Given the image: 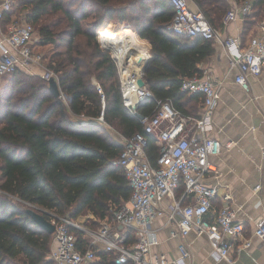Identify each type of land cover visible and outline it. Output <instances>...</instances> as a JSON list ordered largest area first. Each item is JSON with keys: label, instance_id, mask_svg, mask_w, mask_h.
<instances>
[{"label": "trees", "instance_id": "trees-1", "mask_svg": "<svg viewBox=\"0 0 264 264\" xmlns=\"http://www.w3.org/2000/svg\"><path fill=\"white\" fill-rule=\"evenodd\" d=\"M191 1L214 28L230 8L228 0ZM252 10L251 16L264 11V0H253ZM21 11L38 29L33 49L41 53L39 46L52 45L46 66L57 74L67 100L54 96L43 76L22 69L6 74L0 89V264H52L48 255L53 234L27 213L31 205L72 218L92 213L104 219L111 217L112 205L130 196L123 169L113 164L122 144L96 120L102 96L105 124L124 136L143 133L153 164L158 155L155 138L123 105L116 63L100 48L96 31L116 20L131 28L119 31H130L150 44L144 80L151 96L136 106L143 115L152 112L158 99H169L185 114L198 113L202 95L181 91L180 85L201 74L198 64L210 54L212 40L168 31L174 11L167 0H18L5 13L3 24ZM89 16L87 30L83 22ZM60 24L62 28L55 30ZM248 28L246 23L243 34ZM118 30L98 32L104 48L111 51ZM79 116L95 120L74 121ZM178 187L183 189L182 184Z\"/></svg>", "mask_w": 264, "mask_h": 264}, {"label": "built area", "instance_id": "built-area-1", "mask_svg": "<svg viewBox=\"0 0 264 264\" xmlns=\"http://www.w3.org/2000/svg\"><path fill=\"white\" fill-rule=\"evenodd\" d=\"M17 1L0 0V76L17 69L26 71L33 64L45 67L42 54L33 49L38 36L34 35L35 28L26 19V12H16L3 24L5 13L12 11ZM167 1L174 11L166 24L167 30L192 38L219 40L227 52L230 67L237 68L234 82L248 91L247 75L257 76L264 70V27L246 43L240 36H222L221 31L251 12V0L229 8L218 28H214L199 9L190 8L191 0ZM114 61L119 72L122 103L134 115L131 106L150 97L151 92L146 85L139 87L136 78L131 80L118 61ZM45 74L52 76L58 84L57 74L47 66ZM222 83L206 70L185 78L180 90L202 95L196 115L181 112L169 99H158L152 112L139 119L144 132L155 138L158 147L156 164L148 158L143 133L132 136L118 133L122 149L113 164L123 169L131 192L123 204L110 207V218L98 219L92 213L83 219L81 216L72 218L31 205L49 215L48 220L54 225L53 244L48 255L52 264H187L191 251L186 238L192 230L198 236H206L216 258L233 263L232 243L228 237L242 236L244 226L236 219V208L229 204V195L224 194L225 202L216 208L214 200L219 196L218 186L203 181L208 174H218V168L210 158L221 152L222 144L209 131ZM96 87L101 93L100 86L96 84ZM58 96L66 102L60 88ZM103 107L102 96V110L96 120L105 124ZM180 184L183 189L177 199L175 190ZM260 187L257 184L255 190ZM165 199L170 201L167 208L163 204ZM164 214L167 222L176 220L177 230L171 231V235L181 240L176 257L153 250L158 236L152 225ZM92 225L96 227L92 228ZM253 234L264 243V219L255 223ZM248 245L249 241H244L243 246ZM102 253L106 258H102Z\"/></svg>", "mask_w": 264, "mask_h": 264}, {"label": "crops", "instance_id": "crops-1", "mask_svg": "<svg viewBox=\"0 0 264 264\" xmlns=\"http://www.w3.org/2000/svg\"><path fill=\"white\" fill-rule=\"evenodd\" d=\"M228 1L230 8L238 5L234 0ZM189 6L191 9H197L192 1ZM253 12L251 9L248 17L247 15L240 16L227 28L222 29V36H240L246 43L249 38L258 34L264 27V11H258L251 16ZM246 23L249 28L246 34H243ZM2 27H4L3 24ZM103 28L101 27L98 31ZM98 35L97 33V39H99ZM146 42L143 40L144 51L147 55L150 44L147 42L146 49ZM98 43L101 46V43ZM211 45L210 54L198 64V67L201 72L205 70L208 73L211 72L223 81L212 114L213 126L209 131L212 137L220 141L222 149L218 155L210 158L216 164L218 174H208L203 181L207 185L218 186L219 196L214 200L216 208L225 202L223 195H229L228 202L236 208V219L243 224L244 231L242 236L235 239L228 237L232 243L233 263L216 258L212 254L206 236H198L194 230L190 231L186 242L189 243L191 259L186 263L264 264V243L253 234L255 223L264 219V70L257 76L247 75L249 90L245 91L234 82L237 68L230 67L227 52L222 43L219 40H212ZM113 55L115 56L114 52ZM43 65L45 67L30 65L26 68V72L30 75L44 76L46 65L45 63ZM95 83L97 84V82ZM201 102L199 101L197 104L196 112H199ZM79 120L83 122L94 119L79 116ZM117 139L120 141L118 134ZM257 184H260L261 187L255 190ZM181 189V187H177L175 190L177 199L182 194ZM169 203L170 201L167 199L163 202L166 208ZM152 226L157 230L158 236V243L153 247V250L162 252L168 257L178 256L177 245L181 240L178 236L171 235L172 230H177L176 220L167 222V217L164 214L157 218ZM246 240L249 241V245L244 247L243 243Z\"/></svg>", "mask_w": 264, "mask_h": 264}, {"label": "bare ground", "instance_id": "bare-ground-1", "mask_svg": "<svg viewBox=\"0 0 264 264\" xmlns=\"http://www.w3.org/2000/svg\"><path fill=\"white\" fill-rule=\"evenodd\" d=\"M118 46L114 49L115 58L118 61L119 67L124 70L125 75H130L131 80H134L140 73L145 62L138 63L139 58L145 56L144 43L138 36L130 31L121 30L117 33Z\"/></svg>", "mask_w": 264, "mask_h": 264}, {"label": "water", "instance_id": "water-1", "mask_svg": "<svg viewBox=\"0 0 264 264\" xmlns=\"http://www.w3.org/2000/svg\"><path fill=\"white\" fill-rule=\"evenodd\" d=\"M98 42L99 39H97ZM111 55V54H110ZM111 57L113 58V56L111 55ZM115 60V58H113ZM145 59V62L143 63L142 69H141V73L136 77V83L139 87H143L145 85V80H144V73L149 65V62L151 60V57L149 55V53L145 56H142L139 58V62H142V60ZM44 77H47V81H48V87L50 92L54 95V96H58L59 95V88H58V84L57 81L52 77V76H47V74L44 75ZM141 102V101H140ZM139 102V103H140ZM138 103V104H139ZM137 104V105H138ZM137 105H132V109L134 110V115L138 118V119H142L144 117L143 114L139 113L136 110V106ZM27 213L34 219V221H36L38 223V225L44 229L45 231H47L48 233H52L54 231V225L52 222H50L43 214V212L41 211H37L34 210L32 208H28L27 209Z\"/></svg>", "mask_w": 264, "mask_h": 264}, {"label": "rangeland", "instance_id": "rangeland-1", "mask_svg": "<svg viewBox=\"0 0 264 264\" xmlns=\"http://www.w3.org/2000/svg\"><path fill=\"white\" fill-rule=\"evenodd\" d=\"M22 12V11H21ZM53 18H55V16L53 17ZM91 16H89L87 19H85L84 20V22H83V26L87 29V30H90V22H91ZM125 24L126 23H120V22H118V21H116V20H111L110 22H108V24H106V26H104V28H107L108 30H110L111 32H114V31H116V30H118V29H121L122 27H126V28H129V26H125ZM62 24H60L59 26H57L56 27V29L55 30H58V29H60V28H62ZM34 27H36L35 29V34L34 35H36L37 33H38V29H37V26L35 25ZM103 28V29H104ZM129 29H131V28H129ZM122 30H125V29H122ZM119 31V30H118ZM117 31V32H118ZM99 31H96V34L98 33ZM117 32L115 33V35H114V37H115V43H114V45H113V47L111 48V51L108 49V48H104L103 46L101 47L100 46V48L102 49V50H104V51H108L107 53H109V54H111L112 56H113V50L118 46V39H117ZM37 36V35H36ZM35 36V37H36ZM138 38L139 39H141L139 36H138ZM96 39H97V36H96ZM98 42V41H97ZM100 45V44H99ZM53 47H52V45H50V44H45V45H42V46H39L38 47V50L41 52V54L44 56V62H45V65H46V62H47V60H48V58H49V55H50V51H51V49H52ZM52 52V51H51ZM110 55V56H111ZM113 58H115L114 56H113ZM9 77V75H2V76H0V89H2V86H4V83L6 82V78H8ZM96 80H94V77L92 78V83L93 84H95V86H96ZM2 91H3V89H2ZM1 91V92H2ZM95 120V119H94ZM74 121H79V118H78V120H76V119H74ZM104 126H105V128L114 136H117L116 134H118V132L113 128V127H111V126H109L108 124L106 125V124H104V123H102ZM1 180V179H0ZM1 182V181H0ZM34 210H37V211H41V210H39V209H36V208H33ZM88 215H89V213H88ZM87 216V215H86ZM85 215L84 216H81L82 217V219L84 218V217H86ZM96 227V225H92V228H95Z\"/></svg>", "mask_w": 264, "mask_h": 264}]
</instances>
